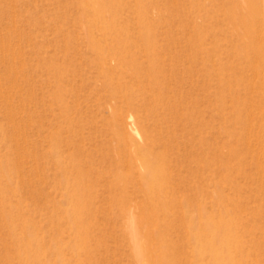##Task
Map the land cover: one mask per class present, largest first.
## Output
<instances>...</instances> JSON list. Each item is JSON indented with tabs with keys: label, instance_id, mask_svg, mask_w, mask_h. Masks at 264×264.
Returning <instances> with one entry per match:
<instances>
[{
	"label": "rangeland",
	"instance_id": "374dc122",
	"mask_svg": "<svg viewBox=\"0 0 264 264\" xmlns=\"http://www.w3.org/2000/svg\"><path fill=\"white\" fill-rule=\"evenodd\" d=\"M243 4L0 0V264H139L130 216L145 262L264 264Z\"/></svg>",
	"mask_w": 264,
	"mask_h": 264
},
{
	"label": "bare ground",
	"instance_id": "6f19581e",
	"mask_svg": "<svg viewBox=\"0 0 264 264\" xmlns=\"http://www.w3.org/2000/svg\"><path fill=\"white\" fill-rule=\"evenodd\" d=\"M244 4L240 6V26L245 32L248 33L251 24L256 23L257 25V37L261 47L260 66H261V78L264 87V0H243ZM246 34V33H245ZM262 109L264 111V100L262 103ZM149 170V180H156L157 168L152 167V163L145 162ZM130 232L135 246V256L137 257L139 264H168L166 261H159L156 263L155 260L151 262H145V258L152 257L153 247L150 246L149 241L156 235L155 232L150 233L146 224H140L135 221L134 217L130 216ZM139 241L143 243L139 245Z\"/></svg>",
	"mask_w": 264,
	"mask_h": 264
}]
</instances>
